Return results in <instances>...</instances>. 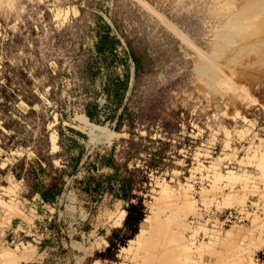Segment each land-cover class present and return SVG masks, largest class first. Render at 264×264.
<instances>
[{
	"label": "rangeland",
	"instance_id": "1",
	"mask_svg": "<svg viewBox=\"0 0 264 264\" xmlns=\"http://www.w3.org/2000/svg\"><path fill=\"white\" fill-rule=\"evenodd\" d=\"M37 152L65 182L47 208L12 174ZM1 163L26 264H264V0H0ZM128 204L137 234L96 258Z\"/></svg>",
	"mask_w": 264,
	"mask_h": 264
},
{
	"label": "trees",
	"instance_id": "2",
	"mask_svg": "<svg viewBox=\"0 0 264 264\" xmlns=\"http://www.w3.org/2000/svg\"><path fill=\"white\" fill-rule=\"evenodd\" d=\"M106 29H108L106 27ZM119 45V41L115 37H109L108 33L105 32L102 36H99L97 38V41L95 43V51L98 54H102L105 51L107 53H111L115 50V47ZM130 59L133 63L134 71L137 70L138 63L137 60L134 58L132 54H130ZM124 80H127V77L124 76ZM122 84L125 83V81L121 82ZM25 103L28 106H32L31 102L25 101ZM97 107L95 105L84 108L83 114L89 120L90 122H95L94 117L96 116ZM2 128L5 130L8 129V127L2 123ZM70 133H74L78 135L81 138H84L83 135L69 129ZM49 143H50V150H51V142L49 137ZM70 143L76 145V141L70 140ZM44 146H47L46 143H44ZM52 152V150H51ZM35 160L27 163V166L23 167V160L19 159L14 164L15 170L18 172H12L13 177L16 180H21L22 185L26 191L27 197L31 198L34 195H37L40 199V201L44 204H52L55 202V200L60 196V194L63 191L64 187V179L62 171H57L54 169L50 162H48V157L43 156L40 152L36 153ZM77 161V159H76ZM6 170H9V167L6 166ZM67 176H71L67 174ZM132 181L129 178L122 179L120 185L118 186V189L120 191L119 194H126V192L130 191L132 189ZM99 187V184L95 183L91 186V189L89 188V193L94 192ZM122 200L127 201L126 198L123 196H120ZM125 216L122 222V229L112 231L108 238H106L107 242V248L104 250V253L102 254H95L96 258L99 259H110V256L107 255L110 248L115 249V245L113 243V238L117 239L119 242L118 244H122L124 240H128L132 235L136 233L137 225L139 221L142 218V208L140 205H133L128 204L127 207L124 209ZM137 234V233H136ZM135 234V235H136ZM135 237V236H134ZM129 241V240H128Z\"/></svg>",
	"mask_w": 264,
	"mask_h": 264
},
{
	"label": "crops",
	"instance_id": "3",
	"mask_svg": "<svg viewBox=\"0 0 264 264\" xmlns=\"http://www.w3.org/2000/svg\"><path fill=\"white\" fill-rule=\"evenodd\" d=\"M78 121L79 124L81 125V130L84 132V134L88 137L89 136V130L95 127H101L95 124L90 123L87 118L84 115H80L78 117ZM103 128V130L107 133V137L105 138V140L108 139V137L112 134V132H110L109 130H107L105 127H101ZM52 137V136H51ZM50 137V139H51ZM56 147V146H55ZM51 150L55 151L56 148L54 149L51 145ZM1 168L4 167V163L0 164ZM36 197V200H38L39 203H42L39 199V197L37 195H34ZM61 196V194H60ZM41 207H49L48 205L42 203V206H39V208ZM0 208L2 209H6L7 211L11 212L12 211V207L9 206V202H5L0 200ZM124 212V210H119L117 208V212ZM13 213V211L11 212ZM35 213V212H34ZM15 215L21 216V213L16 212L14 213ZM24 217V215H22ZM40 217V215H38ZM123 219L120 221L119 220V224L117 223V217L115 215V218L111 221V226L112 227H119L121 226ZM12 225V220L10 221V226ZM104 245H107L105 241H103ZM39 257V255L36 254L34 247H32L31 245H23L21 243H18L16 245H14L12 248L9 247H0V264H26L28 262L34 261L35 259H37Z\"/></svg>",
	"mask_w": 264,
	"mask_h": 264
},
{
	"label": "bare ground",
	"instance_id": "4",
	"mask_svg": "<svg viewBox=\"0 0 264 264\" xmlns=\"http://www.w3.org/2000/svg\"><path fill=\"white\" fill-rule=\"evenodd\" d=\"M54 140H55V137L53 138V141H52V147L55 149V144H54Z\"/></svg>",
	"mask_w": 264,
	"mask_h": 264
}]
</instances>
